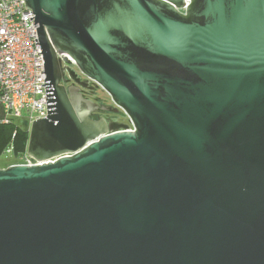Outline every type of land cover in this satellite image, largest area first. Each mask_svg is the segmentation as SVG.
Masks as SVG:
<instances>
[{"label":"water","instance_id":"1","mask_svg":"<svg viewBox=\"0 0 264 264\" xmlns=\"http://www.w3.org/2000/svg\"><path fill=\"white\" fill-rule=\"evenodd\" d=\"M23 1L47 115L0 168V264H264V0Z\"/></svg>","mask_w":264,"mask_h":264},{"label":"built area","instance_id":"2","mask_svg":"<svg viewBox=\"0 0 264 264\" xmlns=\"http://www.w3.org/2000/svg\"><path fill=\"white\" fill-rule=\"evenodd\" d=\"M34 16L23 0H0V105L4 117L0 122L22 119L29 131L33 120L47 115L44 84L43 58ZM73 64V61L66 56ZM128 130L133 125L127 123ZM18 164L36 163L21 156Z\"/></svg>","mask_w":264,"mask_h":264},{"label":"trees","instance_id":"3","mask_svg":"<svg viewBox=\"0 0 264 264\" xmlns=\"http://www.w3.org/2000/svg\"><path fill=\"white\" fill-rule=\"evenodd\" d=\"M27 140L26 125L23 124V127H20L15 124V120L7 123L0 122V157L5 152H9L18 161L25 154Z\"/></svg>","mask_w":264,"mask_h":264},{"label":"flooded vegetation","instance_id":"4","mask_svg":"<svg viewBox=\"0 0 264 264\" xmlns=\"http://www.w3.org/2000/svg\"><path fill=\"white\" fill-rule=\"evenodd\" d=\"M78 75L81 79L85 78L79 73ZM70 84H72V81L69 80L66 83V85H70ZM89 87H93V88H88V89L80 88L79 89V92L81 93L83 98L90 100L92 102H95L99 105L101 104L111 105L101 100V98L98 96L99 87L94 86L93 82H89ZM91 118L93 119L103 118L107 121H116V122H121L124 124H127L129 122L128 118L125 116V114L121 110H119L118 112H107V111L94 112L91 114Z\"/></svg>","mask_w":264,"mask_h":264},{"label":"rangeland","instance_id":"5","mask_svg":"<svg viewBox=\"0 0 264 264\" xmlns=\"http://www.w3.org/2000/svg\"><path fill=\"white\" fill-rule=\"evenodd\" d=\"M98 96L101 98V100L103 102H106V103H109L112 105V102L110 100V97L108 96V94L102 90L100 87H99V91H98ZM15 124L20 126V127H23V120L22 119H15ZM15 162H17L16 159H14L10 154L9 152H5L1 157H0V167H7L8 165L10 164H14Z\"/></svg>","mask_w":264,"mask_h":264},{"label":"crops","instance_id":"6","mask_svg":"<svg viewBox=\"0 0 264 264\" xmlns=\"http://www.w3.org/2000/svg\"><path fill=\"white\" fill-rule=\"evenodd\" d=\"M4 117V111H3V108L2 106L0 105V120ZM0 168H3V167H0Z\"/></svg>","mask_w":264,"mask_h":264}]
</instances>
